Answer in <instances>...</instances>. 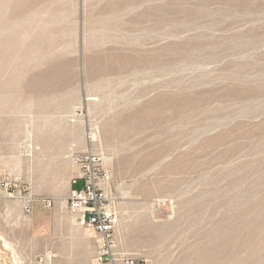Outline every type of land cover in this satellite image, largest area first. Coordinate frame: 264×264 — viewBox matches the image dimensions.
I'll list each match as a JSON object with an SVG mask.
<instances>
[{"label": "rangeland", "instance_id": "374dc122", "mask_svg": "<svg viewBox=\"0 0 264 264\" xmlns=\"http://www.w3.org/2000/svg\"><path fill=\"white\" fill-rule=\"evenodd\" d=\"M0 264H264V0H0Z\"/></svg>", "mask_w": 264, "mask_h": 264}, {"label": "built area", "instance_id": "2783aa9c", "mask_svg": "<svg viewBox=\"0 0 264 264\" xmlns=\"http://www.w3.org/2000/svg\"><path fill=\"white\" fill-rule=\"evenodd\" d=\"M82 172L75 177L68 196L69 208L76 212L82 226L92 227L97 233L109 236L114 228L115 214L107 186L111 172L101 165L96 153L79 156ZM83 180L84 185L75 184Z\"/></svg>", "mask_w": 264, "mask_h": 264}]
</instances>
